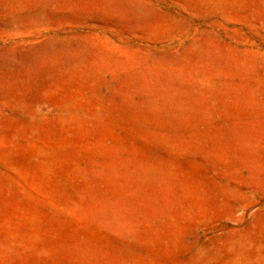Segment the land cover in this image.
<instances>
[{"label":"rangeland","instance_id":"1","mask_svg":"<svg viewBox=\"0 0 264 264\" xmlns=\"http://www.w3.org/2000/svg\"><path fill=\"white\" fill-rule=\"evenodd\" d=\"M0 264H264V0H0Z\"/></svg>","mask_w":264,"mask_h":264}]
</instances>
